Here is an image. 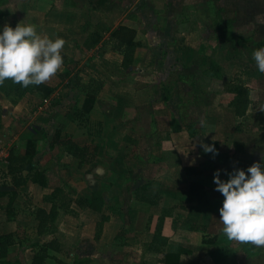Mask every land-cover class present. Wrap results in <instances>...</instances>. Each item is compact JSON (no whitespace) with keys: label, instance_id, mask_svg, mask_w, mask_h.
Listing matches in <instances>:
<instances>
[{"label":"rangeland","instance_id":"1","mask_svg":"<svg viewBox=\"0 0 264 264\" xmlns=\"http://www.w3.org/2000/svg\"><path fill=\"white\" fill-rule=\"evenodd\" d=\"M238 2L249 4V15ZM220 8L222 19L217 16ZM227 20L232 24L222 38L219 30ZM21 22L35 25L41 35L62 37L66 43L61 50V69L44 82L55 88L49 98L38 93L16 99L0 92V183L11 185L7 174L10 151L21 156L27 140L34 137L38 138V158L49 168L48 188L29 181L0 198V207L7 214L0 213V221L17 218L20 223L14 225L22 245L11 247L9 260L31 264L32 244L48 239L36 235L33 212L43 206L44 195L62 186L70 187L73 197L81 202L100 191L105 207L103 214H94L73 205L78 215H68L60 222L65 235L60 239L66 242L68 237V245L62 253H53L60 263L51 260L47 264H74L75 256L83 255L76 242L77 230L88 239L82 243V252L94 261L87 264H141L135 243L129 248L121 246L124 237L111 251L110 261L102 258L108 257L104 251L111 239V233L101 241L95 239L102 215L109 221L111 216L123 219L124 226L133 222L136 227L139 215L130 209L153 208L157 212L162 204L175 213L167 217L172 222L191 211L205 214L209 203L215 214L209 219L206 216L209 224L202 238L209 251L206 258L216 259L206 264H264V247L229 240L223 234L219 220L223 199L213 183L215 170L220 169L221 178L226 179L224 170L247 169L261 161L260 154L264 157V152L256 151L259 145L253 136L245 138L250 145L247 151L233 145L236 130L246 131L248 116L245 121L235 117L230 106L234 95L228 91L240 75L238 61L247 64L256 44L264 43V0H106L104 4L98 0H0V26L15 27ZM124 27L133 31L137 44L129 70L122 68L123 56L114 49L111 37ZM96 39L98 43L87 50ZM212 66L219 67L218 71L206 74ZM91 79L103 81L104 87L93 111L76 118L85 94L71 90L69 83L84 84ZM256 127L251 120L248 128ZM59 129L79 146H90L97 156L95 163L79 169L78 160L68 156L63 146L52 148L50 142ZM214 143L217 154L205 153L202 145ZM171 173L185 181L182 193L164 195L156 208L138 201V196L145 195L147 183ZM190 180L200 184L199 198L192 194L190 200ZM127 209L128 213L120 214ZM188 219L195 223L193 217Z\"/></svg>","mask_w":264,"mask_h":264},{"label":"trees","instance_id":"2","mask_svg":"<svg viewBox=\"0 0 264 264\" xmlns=\"http://www.w3.org/2000/svg\"><path fill=\"white\" fill-rule=\"evenodd\" d=\"M70 2L71 0H66ZM91 1V0H90ZM106 0H98L99 4H104ZM221 1V0H219ZM217 16L221 18V8L218 10ZM222 19V18H221ZM225 26L220 28L219 36L223 38L228 27L232 24V21H224ZM133 31L128 28H120L118 31L113 33L111 37L115 40L114 49L118 51L123 56L121 66L125 70H129L133 65L134 53L137 48V44L133 41ZM98 43V39L92 41L88 44L87 50H90L94 45ZM257 48L263 47L264 43H257ZM219 67H210L206 70V74H213L218 71ZM71 90H80L85 94L81 109L77 111V117L82 119L89 115L98 100V96L101 93L104 83L103 81L97 79H91L89 82L80 84L78 81L75 83L70 82ZM228 91L233 94V99L230 102V106L233 109V113L236 118H243L246 116L250 107V88L247 87L243 81L236 77L228 87ZM0 92L7 97H15L16 99H23L28 95L42 94L44 98H49L55 92V88L49 87L44 83L39 85H29L28 87H22L19 83H14L11 79H6L4 82L0 83ZM3 115V108L0 105V120ZM37 139L27 140L25 144V150L20 155L15 154L14 150L10 151L9 157L7 158V174L11 177V185L0 183V198L13 193L15 189L25 187L28 182H32L42 188H48V178L47 173L49 168L44 166L42 161L38 158L39 150L37 147ZM216 143L212 144L215 145ZM50 146H63L68 156L73 159L78 160V168L81 169L84 166L94 164L96 160L95 151L91 149L90 146L84 145L79 146L70 137L63 136L61 130H57ZM189 197L191 195L197 197V193L200 189V184L191 183L189 184ZM146 190V187L143 188ZM157 198V199H156ZM199 198V196H198ZM159 196L154 199L147 198L143 195L138 196V201L147 204L151 207L157 206L159 201ZM194 199V198H193ZM158 201V202H157ZM43 202L49 205V208L37 207L33 216L36 225V235L38 237H46L47 240L44 242H36L32 244L34 249V256L32 258L31 264H46L48 260H57L53 253H62L63 248L60 239L57 236L58 232V220L61 215H71L77 216L78 213L74 210L73 205H77L80 208H88L89 210L103 214L105 207V199L100 191H94L90 198L85 199L83 202L76 201L73 197V190L68 187L57 186L53 188L52 192L44 195ZM1 208V207H0ZM168 214V212H167ZM165 214L159 217L157 228L153 237V240L145 244L143 247L144 252H152L159 254V261L162 264H180L182 251L179 250L174 253H166L161 246V231L164 224ZM109 221L107 215H102L101 220L96 224L95 239L100 240L103 233L104 224ZM192 228L193 224L189 223ZM199 229V228H198ZM197 229V230H198ZM194 230H196L194 228ZM19 243L21 246V240H17V234L14 232H7L0 234V264H12L7 260L9 256L10 247ZM90 262V259H81L78 255L74 258V264H86ZM19 263V261H18Z\"/></svg>","mask_w":264,"mask_h":264},{"label":"clouds","instance_id":"3","mask_svg":"<svg viewBox=\"0 0 264 264\" xmlns=\"http://www.w3.org/2000/svg\"><path fill=\"white\" fill-rule=\"evenodd\" d=\"M66 41L38 33L33 24L0 26V83L11 79L22 87L39 85L55 76L63 65ZM257 70L264 73V47L252 51ZM204 121H201V125ZM205 153L217 154L215 145L203 144ZM213 173L215 190L222 194L219 220L229 240L264 247V157L247 169Z\"/></svg>","mask_w":264,"mask_h":264},{"label":"crops","instance_id":"4","mask_svg":"<svg viewBox=\"0 0 264 264\" xmlns=\"http://www.w3.org/2000/svg\"><path fill=\"white\" fill-rule=\"evenodd\" d=\"M222 1V0H221ZM239 4H241V8L242 11L246 12V14L250 13V6L248 3L246 2H238ZM254 7V6H253ZM250 8V9H249ZM255 8V7H254ZM223 11V10H222ZM255 11V10H254ZM253 11V13H254ZM248 12V13H247ZM249 15V14H248ZM238 63H240L239 68H238V72H239V77L243 83L250 88L251 91V95H250V107L247 113L248 119L247 122L245 121V117L240 118L242 120L245 121L246 124V131H238L236 130V143L233 139L232 143L233 145H235V147H239L240 150L244 149V151H247V149L249 150L250 145L248 143H246L247 141L245 140V138H250V136L255 137V142L256 144H258L259 146L258 149H256V151L258 152H264V97H260V95L264 94V73H260L255 65V61L250 59V61H248L247 64H243L244 62L241 60L238 61ZM250 115H252V118H249ZM251 120H253V127L255 129V125H257L256 130H251L248 128L249 123L251 122ZM259 127V128H258ZM234 137V136H233ZM243 153L240 152L239 155H241ZM259 160H261L262 155L260 154L259 156ZM97 159V156H96ZM96 161V160H95ZM95 163V162H94ZM93 165V164H92ZM174 176L172 173L170 175H167L168 178H164V179H159L160 181H155L149 184L147 183L146 186V190H145V197L147 198H151L154 199L156 196H159V200L162 199V197L164 195L167 194H171L173 195V197H175V195L177 196L178 192L182 193V188H181V184L184 183L182 181V178H174L171 177ZM165 176V175H164ZM173 178V179H172ZM195 180H190L189 184L191 182H193ZM165 183V184H164ZM167 185V186H166ZM179 190V191H178ZM214 194L218 193L213 191ZM148 194V195H146ZM198 197V195H197ZM210 197V196H209ZM212 198V197H211ZM157 199V198H156ZM220 199H223V196H220ZM44 208H49L48 205L44 204L42 202ZM179 204V203H176ZM211 203H209V207H208V212L204 213H196L193 214V211L190 212V214H188V216L182 217L181 213H176L177 217H182V220L179 219H174V221L172 222H168V218L171 215L175 214L174 212H171V209L166 208L164 205L160 204V207L158 209V211L156 212L155 209H142V213L140 209H130V212H132V214H137L139 215L137 218V223L140 220V224H137L136 227L134 225L133 222H130L131 225L128 224L124 226L123 225V219H116L113 216L110 217V221L106 222V224L104 225V229H103V233L101 235V238L99 241H101L102 239H105L107 236V234H110L111 239L108 242V250L104 251L105 254L106 252H108V257H102L103 259H108V261H110V255H111V251L116 250L119 238L124 237V242L120 243L121 246L125 247V248H129L132 247V244L135 243V249L136 252L139 254L140 259H142L141 264H162L159 261V254L156 253H152V252H144L143 247L145 244L150 243L153 240L156 228H157V223L159 220V217L162 215H166L164 218V224L162 227V231H161V246L163 247L164 251L166 253H174L177 252L179 250L182 251V256H181V263L180 264H206V262H209L210 259H213L215 257H211L210 259L206 258V254H208L209 251L206 250L205 248V241L202 238V232L203 234H205L207 232L208 229V224L207 223V217L209 219L210 215L215 214V212L212 210L213 207L210 206ZM159 206V204H158ZM155 208L157 206H154ZM174 208V207H173ZM0 210H2L0 208ZM91 211V210H90ZM213 211V212H212ZM94 214H98L95 213L93 211H91ZM125 212V213H124ZM123 213L120 214H126L129 212V210H124ZM168 212V214H167ZM0 213H4L6 214V210H2V212L0 211ZM156 213L157 218H153ZM68 215H62L59 220H58V233L57 236L60 239V236H65L63 235L64 233V229L62 230L61 226H60V222L62 221L63 217L65 220V217ZM207 216V217H206ZM188 217H193V219L195 220V223L190 222V220L188 219ZM17 218L14 219H8L7 217L4 220L0 221V226H1V233H9V232H16L17 231V227L14 224H19L20 223H16ZM62 223V222H61ZM168 223H170L171 225L169 226ZM189 223H192L193 226L192 228H189ZM62 225V224H61ZM179 225V226H178ZM188 225V226H186ZM113 226V227H112ZM131 226V227H130ZM112 227V228H111ZM187 227L189 228L188 230ZM129 228L132 230V232L129 230ZM136 228V229H135ZM194 228L196 230H194ZM199 228V229H198ZM182 229H185L182 231V234L180 236V238L178 239L177 235L178 232L181 231ZM198 229V230H197ZM140 231V232H139ZM61 232V235H59ZM74 232V231H72ZM139 232V233H136ZM201 232V234H199ZM71 232L68 230V232L66 233L67 236H69L68 234H70ZM77 235H76V242L79 245L80 249L79 252L80 254L83 253V255L79 256L81 259H90L91 263L93 260V257H91V255H87L84 252H82V247L84 244V241H87L88 239L84 238L83 239V235L84 232L83 231H78L77 230ZM129 233H134L133 236L131 237V235H129ZM70 238V237H69ZM71 239V238H70ZM202 239V242L200 241ZM67 240L69 241L68 237ZM83 240V242H82ZM61 241V239H60ZM68 241H64L62 240V248L64 249L67 245H68ZM90 244H95L94 241L90 240ZM81 243V244H79ZM67 244V245H66ZM22 245V244H21ZM211 244L207 243V246H209ZM15 247H19L20 248V244L16 243L15 245L11 246L12 248ZM10 247V249H11ZM96 248V245L95 247ZM122 248V247H120ZM206 250V253H205ZM96 252V251H95ZM98 252V251H97ZM118 252V251H116ZM9 253L11 255V251L9 250ZM100 253V252H99ZM9 255V256H10ZM205 255V256H203ZM8 256V257H9ZM96 256V255H95ZM223 257V256H221ZM218 258V257H217ZM125 259V258H123ZM216 259V258H215ZM7 260L9 262H11L12 264H16V261H12L9 260L7 258ZM96 260V259H95ZM51 260H48L47 262H49ZM46 262V264H47ZM129 262V260H128ZM211 262V261H210ZM18 263V261H17ZM111 263V262H110ZM109 263V264H110ZM87 264V263H86ZM118 264H123V262H119ZM130 264H135V261H132Z\"/></svg>","mask_w":264,"mask_h":264}]
</instances>
